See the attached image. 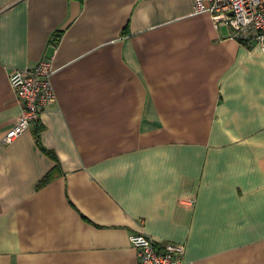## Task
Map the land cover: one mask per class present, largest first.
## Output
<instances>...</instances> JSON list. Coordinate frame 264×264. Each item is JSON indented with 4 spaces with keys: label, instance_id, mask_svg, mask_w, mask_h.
<instances>
[{
    "label": "crops",
    "instance_id": "0c3cea01",
    "mask_svg": "<svg viewBox=\"0 0 264 264\" xmlns=\"http://www.w3.org/2000/svg\"><path fill=\"white\" fill-rule=\"evenodd\" d=\"M229 33L193 0H0V264H140L138 232L264 264V51ZM44 59L58 101L4 143Z\"/></svg>",
    "mask_w": 264,
    "mask_h": 264
},
{
    "label": "built area",
    "instance_id": "2783aa9c",
    "mask_svg": "<svg viewBox=\"0 0 264 264\" xmlns=\"http://www.w3.org/2000/svg\"><path fill=\"white\" fill-rule=\"evenodd\" d=\"M193 3L199 14L210 12L218 27H229L230 37L244 45L256 44L264 51V0H193ZM54 73L52 61L45 59L34 66L12 71L10 83L22 106V113L5 136L4 143L16 140L58 101ZM130 240L137 250L140 264H195L183 261L184 244L160 246L152 237L141 232L132 235Z\"/></svg>",
    "mask_w": 264,
    "mask_h": 264
},
{
    "label": "trees",
    "instance_id": "16d2710c",
    "mask_svg": "<svg viewBox=\"0 0 264 264\" xmlns=\"http://www.w3.org/2000/svg\"><path fill=\"white\" fill-rule=\"evenodd\" d=\"M80 1H84V0H80ZM59 36H60V34H58V38L57 39H59ZM38 138H39V136H38ZM39 140V139H38ZM48 153H51L50 151H48ZM52 176V175H51ZM50 178V176H48L46 179H44L43 181L45 182V181H47L48 179Z\"/></svg>",
    "mask_w": 264,
    "mask_h": 264
},
{
    "label": "rangeland",
    "instance_id": "374dc122",
    "mask_svg": "<svg viewBox=\"0 0 264 264\" xmlns=\"http://www.w3.org/2000/svg\"><path fill=\"white\" fill-rule=\"evenodd\" d=\"M169 243H173V242H169ZM169 243H167V244H169Z\"/></svg>",
    "mask_w": 264,
    "mask_h": 264
},
{
    "label": "bare ground",
    "instance_id": "6f19581e",
    "mask_svg": "<svg viewBox=\"0 0 264 264\" xmlns=\"http://www.w3.org/2000/svg\"><path fill=\"white\" fill-rule=\"evenodd\" d=\"M227 27V26H226ZM229 28V27H228ZM230 29V28H229Z\"/></svg>",
    "mask_w": 264,
    "mask_h": 264
}]
</instances>
